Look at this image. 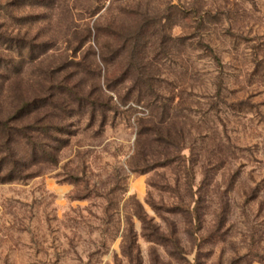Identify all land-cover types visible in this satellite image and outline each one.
I'll return each mask as SVG.
<instances>
[{
	"label": "rangeland",
	"instance_id": "374dc122",
	"mask_svg": "<svg viewBox=\"0 0 264 264\" xmlns=\"http://www.w3.org/2000/svg\"><path fill=\"white\" fill-rule=\"evenodd\" d=\"M32 98L0 264H264V0H0Z\"/></svg>",
	"mask_w": 264,
	"mask_h": 264
},
{
	"label": "trees",
	"instance_id": "16d2710c",
	"mask_svg": "<svg viewBox=\"0 0 264 264\" xmlns=\"http://www.w3.org/2000/svg\"><path fill=\"white\" fill-rule=\"evenodd\" d=\"M42 103L38 98H32L30 100H24L17 108L4 117H0V181L6 182L22 176L24 169V162L22 158L17 155L15 146L23 142L27 148L34 151L35 141L33 135H28L26 131L32 134L40 133L41 129L38 125L21 123L23 118L28 117L34 112L39 111ZM19 124V125H17ZM56 128L60 133H63V129L57 128L55 125H51ZM43 128H48V125H43ZM47 154V153H44ZM18 158V159H17ZM21 159V160H19ZM23 165V167H21ZM4 170V171H3Z\"/></svg>",
	"mask_w": 264,
	"mask_h": 264
}]
</instances>
